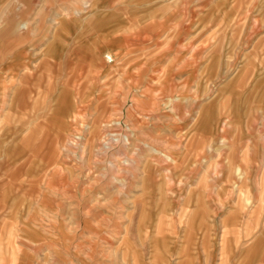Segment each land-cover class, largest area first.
Instances as JSON below:
<instances>
[{
	"label": "rangeland",
	"instance_id": "obj_1",
	"mask_svg": "<svg viewBox=\"0 0 264 264\" xmlns=\"http://www.w3.org/2000/svg\"><path fill=\"white\" fill-rule=\"evenodd\" d=\"M10 26L0 129L23 141L24 90L32 163L0 183V263L246 264L264 247V0H0V53Z\"/></svg>",
	"mask_w": 264,
	"mask_h": 264
},
{
	"label": "crops",
	"instance_id": "obj_2",
	"mask_svg": "<svg viewBox=\"0 0 264 264\" xmlns=\"http://www.w3.org/2000/svg\"><path fill=\"white\" fill-rule=\"evenodd\" d=\"M21 22V21H20ZM14 25V24H13ZM18 25V24H17ZM10 29L7 30V34L5 35V39L9 42V45L6 49V51H4L3 53L1 52L0 53V56L3 55H6L7 53H13V56L15 55V57L13 58V61L11 63H9L7 65V67L11 68V69H14L15 67V63H16V59L18 58V53H16V50H14V48L16 47V43L17 41L19 40L20 37H22L23 35L18 31L17 32V29H12L13 27H9ZM15 28V27H14ZM15 51V52H14ZM23 53V52H22ZM21 54V53H20ZM0 82L1 81V76H0ZM24 92V97H23V103L20 102V98H19V107H20V110H23L24 113H23V123L19 126V127H22L25 131L24 133L26 134L23 141H21L19 144H17L15 142V139L13 140V137H12V134H14V127L11 126L9 124V126H7V128H4L3 130L0 129V135H4L6 139H8V145L7 147H5V151H4V156H2L1 152H0V159L3 158L4 160L2 161V163H0V166L2 168V170L0 171V183H5V188H7V190H12L11 188H13L14 184H15V181L19 179V176L18 174L21 172L22 174L24 173L25 174V170L26 171H30V167H31V157L30 155H25L28 151L31 150V140H30V130H31V123H30V115H29V110H32V107L34 109V105L32 104V102L25 97V91L23 90ZM177 99H180V97H177ZM22 104V105H21ZM48 105L46 106H43V109H47ZM3 103L2 101H0V115L3 112ZM45 111V110H44ZM9 120L12 119V116H13V113L11 112H7V114L5 115ZM28 126V127H27ZM27 127V128H26ZM29 135V136H28ZM27 136V137H26ZM12 138V139H11ZM22 140L20 137H18V142ZM17 144V145H16ZM19 150H20V154H19ZM18 155L20 156V158L18 159ZM24 158L25 159V162H24V165L23 167L20 166V159ZM18 162V163H17ZM17 163V164H16ZM24 171V172H22ZM236 171L238 174H243V170L240 166H238L236 168ZM27 173V172H26ZM24 178V176H23ZM25 177L24 179V184H26V182L30 181L29 178ZM20 181V180H19ZM3 212V211H2ZM3 214V213H2ZM3 216V215H1ZM4 216H7L6 213L4 214ZM83 221V219H82ZM237 221H238V218H237ZM262 223H264V221H262ZM7 226L5 225V228ZM4 228V225L3 224H0V229ZM28 230V238L29 237H32V239L34 238L36 240V236L37 238L40 237V230L39 232L35 229V227L31 226L29 228H27ZM60 229L61 227H59V225L57 226H54L50 232H52V237H55V235H60L59 232H60ZM64 231V230H63ZM264 237V236H263ZM55 239V238H53ZM43 240L44 239H37L34 243L35 245L37 246H40V244L43 243ZM255 244V242L253 243V245ZM249 255L248 256V259L246 261V264H264V247H256L255 245L253 247H251V252L247 253ZM0 264H3V263H0ZM17 264H20V263H17ZM62 264V263H61ZM184 264V263H182ZM234 264H238V263H234Z\"/></svg>",
	"mask_w": 264,
	"mask_h": 264
},
{
	"label": "bare ground",
	"instance_id": "obj_3",
	"mask_svg": "<svg viewBox=\"0 0 264 264\" xmlns=\"http://www.w3.org/2000/svg\"><path fill=\"white\" fill-rule=\"evenodd\" d=\"M115 137H116V135H114ZM119 140V139H118ZM115 141V140H114ZM128 141H126V143H127Z\"/></svg>",
	"mask_w": 264,
	"mask_h": 264
}]
</instances>
